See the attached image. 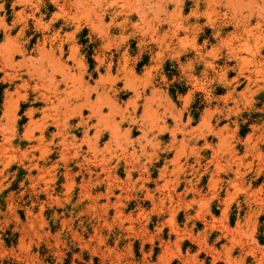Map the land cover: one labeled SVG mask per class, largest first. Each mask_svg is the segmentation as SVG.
Segmentation results:
<instances>
[{
  "label": "rangeland",
  "instance_id": "1",
  "mask_svg": "<svg viewBox=\"0 0 264 264\" xmlns=\"http://www.w3.org/2000/svg\"><path fill=\"white\" fill-rule=\"evenodd\" d=\"M78 1L0 0V264H264V0Z\"/></svg>",
  "mask_w": 264,
  "mask_h": 264
},
{
  "label": "bare ground",
  "instance_id": "2",
  "mask_svg": "<svg viewBox=\"0 0 264 264\" xmlns=\"http://www.w3.org/2000/svg\"><path fill=\"white\" fill-rule=\"evenodd\" d=\"M30 1V0H29ZM80 1V0H79ZM78 1V3H81V2H79ZM147 1V0H146ZM245 1V0H244ZM23 2H24V0H23ZM208 2V1H207ZM233 2V1H232ZM26 3H28V1L26 2ZM26 3H23V4H26ZM77 3V4H78ZM17 4H19V2L17 3ZM259 4V3H258ZM236 5V4H235ZM243 5V4H242ZM78 6V5H77ZM239 6V5H238ZM237 6V7H238ZM252 7V4L250 5V3H249V7ZM199 7V6H198ZM236 7V8H237ZM240 7V6H239ZM262 7V6H261ZM27 8V7H26ZM243 8V7H242ZM232 9V8H231ZM241 9V8H240ZM255 9V8H254ZM262 9H264V8H262ZM261 9V10H262ZM236 10V9H235ZM25 11V10H24ZM252 11V10H251ZM250 11V12H251ZM23 12V11H22ZM256 13H261V12H256ZM251 14L252 13H248L243 19H242V22L240 23L239 21V23L240 24H238L237 26H236V28H237V30H240V29H242L244 32H245V34L247 33V34H251V36L250 37H252V39L254 40V42H255V44H256V49H255V53H257V55H255L254 57H252V60H253V63H254V66L257 68V67H259L260 65L262 66L263 64H264V62H263V60H264V56H263V53H264V19L263 20H261V19H257L256 20V24L254 25V26H252L251 25V23H252V17H251ZM263 14V13H262ZM63 15V14H62ZM19 16V15H18ZM64 16V15H63ZM244 16V15H243ZM258 16H260V17H263V15H261V14H259ZM35 22V21H34ZM236 24H237V22H235ZM235 24V25H236ZM6 26V25H5ZM8 27V26H7ZM236 33V32H235ZM244 34V33H243ZM242 34V35H243ZM233 35H234V33H233ZM239 36H241V34L239 35ZM46 37V36H45ZM50 37V36H49ZM235 38H238V37H236V36H234ZM247 37V36H246ZM55 38V37H54ZM240 38V37H239ZM249 38V37H248ZM241 39V38H240ZM243 39H244V37H243ZM49 40V39H48ZM247 40V39H246ZM44 41V40H43ZM245 41V40H244ZM56 42V41H55ZM63 42V41H62ZM226 42H228V41H226ZM41 43H43V42H41ZM54 43V42H53ZM245 43V42H244ZM63 44V43H62ZM64 45V44H63ZM19 46V45H18ZM59 49V48H58ZM234 49V48H233ZM239 51V50H238ZM74 52H75V50H74ZM42 53V52H41ZM51 53V52H50ZM10 54V53H9ZM239 54V53H238ZM41 55V54H40ZM74 55H76V52L74 53ZM73 55V56H74ZM253 55V54H252ZM70 56V55H69ZM244 56V55H243ZM239 58H241V57H239ZM244 58V57H243ZM248 58V57H247ZM57 59V58H56ZM263 59V60H262ZM248 60V59H247ZM251 60V61H252ZM9 61V60H8ZM10 62H12V61H10ZM33 65H35V64H33ZM61 65V64H60ZM250 65V64H249ZM252 65V64H251ZM82 66V65H81ZM264 66V65H263ZM68 68H70L69 66H67ZM63 69V68H62ZM42 71H43V69H42ZM60 71V70H59ZM65 71V70H64ZM63 71V72H64ZM62 72V71H61ZM110 76V75H109ZM63 77V76H62ZM69 77V76H68ZM79 77V76H78ZM71 78V77H70ZM108 78V77H107ZM101 79V78H100ZM63 81V80H62ZM101 82H102V80H100ZM64 82V81H63ZM57 83V82H56ZM60 83V82H59ZM60 85V84H59ZM90 92V91H89ZM110 94V93H109ZM107 95V94H106ZM102 96V95H101ZM109 96V95H108ZM90 98V97H89ZM78 99H80V98H78ZM85 99H86V97H85ZM101 99H103V98H101ZM88 100V99H87ZM91 100V99H90ZM11 103V102H10ZM104 103H105V100H104ZM109 104V103H108ZM92 105V103H90L89 104V106H91ZM64 106V105H63ZM94 106V105H93ZM83 107V106H82ZM92 107V106H91ZM106 107V106H105ZM107 108V107H106ZM93 109V108H92ZM65 112V111H64ZM93 115H95L96 116V118L98 117V122H100L105 116H104V106L102 105V104H100V102H99V100H97L96 102H95V108H94V110H93ZM91 116V115H90ZM90 116H88V117H90ZM92 117V116H91ZM109 118V117H108ZM107 118V119H108ZM106 119V120H107ZM114 119H116V117L114 118ZM132 119V118H131ZM68 120V119H67ZM88 120V119H87ZM95 120V119H94ZM104 120H105V118H104ZM105 120V121H106ZM123 122V121H122ZM125 122V121H124ZM102 124V123H101ZM100 124V125H101ZM89 126V125H88ZM99 126V125H98ZM111 126V125H110ZM105 127V126H104ZM103 127V128H104ZM117 127L119 128V126L117 125ZM103 128H101V129H103ZM112 129V128H111ZM105 130V129H104ZM119 130V129H118ZM117 132V131H116ZM100 133V132H99ZM115 133V132H114ZM148 134V133H147ZM112 135H113V132H112ZM111 135V136H112ZM117 135H118V132H117ZM100 137V136H99ZM96 138V137H95ZM115 138V137H114ZM157 138V137H156ZM113 139V138H112ZM88 140H90V139H88ZM110 140V139H109ZM113 143V142H112ZM107 146V145H106ZM109 147V146H108ZM113 147V146H112ZM99 150V149H98ZM95 151V150H94ZM97 151V150H96ZM106 151H107V149H106Z\"/></svg>",
  "mask_w": 264,
  "mask_h": 264
},
{
  "label": "trees",
  "instance_id": "3",
  "mask_svg": "<svg viewBox=\"0 0 264 264\" xmlns=\"http://www.w3.org/2000/svg\"><path fill=\"white\" fill-rule=\"evenodd\" d=\"M261 225L259 228V234H258V239L260 240L261 243H264V216L261 217Z\"/></svg>",
  "mask_w": 264,
  "mask_h": 264
}]
</instances>
